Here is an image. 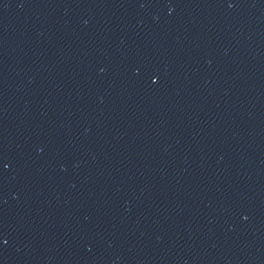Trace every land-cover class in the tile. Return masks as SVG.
I'll use <instances>...</instances> for the list:
<instances>
[{
	"label": "water",
	"instance_id": "water-1",
	"mask_svg": "<svg viewBox=\"0 0 264 264\" xmlns=\"http://www.w3.org/2000/svg\"><path fill=\"white\" fill-rule=\"evenodd\" d=\"M0 264H264V0H0Z\"/></svg>",
	"mask_w": 264,
	"mask_h": 264
}]
</instances>
